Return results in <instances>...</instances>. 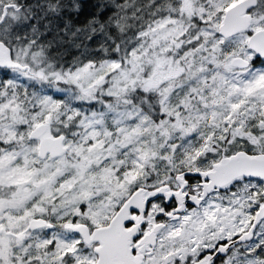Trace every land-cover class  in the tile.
<instances>
[{
	"label": "snow or ice",
	"instance_id": "snow-or-ice-1",
	"mask_svg": "<svg viewBox=\"0 0 264 264\" xmlns=\"http://www.w3.org/2000/svg\"><path fill=\"white\" fill-rule=\"evenodd\" d=\"M0 264H264V0H0Z\"/></svg>",
	"mask_w": 264,
	"mask_h": 264
},
{
	"label": "trees",
	"instance_id": "trees-1",
	"mask_svg": "<svg viewBox=\"0 0 264 264\" xmlns=\"http://www.w3.org/2000/svg\"><path fill=\"white\" fill-rule=\"evenodd\" d=\"M85 3L90 6L92 3H95V0H85ZM89 10L91 9L89 8Z\"/></svg>",
	"mask_w": 264,
	"mask_h": 264
}]
</instances>
